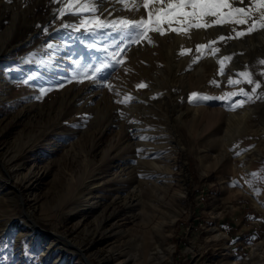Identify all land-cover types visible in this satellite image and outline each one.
<instances>
[{
    "label": "rangeland",
    "instance_id": "obj_1",
    "mask_svg": "<svg viewBox=\"0 0 264 264\" xmlns=\"http://www.w3.org/2000/svg\"><path fill=\"white\" fill-rule=\"evenodd\" d=\"M117 1L0 0V264H262L264 51L229 46L261 29L165 25L131 43L80 25L147 18Z\"/></svg>",
    "mask_w": 264,
    "mask_h": 264
},
{
    "label": "snow or ice",
    "instance_id": "obj_2",
    "mask_svg": "<svg viewBox=\"0 0 264 264\" xmlns=\"http://www.w3.org/2000/svg\"><path fill=\"white\" fill-rule=\"evenodd\" d=\"M11 2V0H9ZM125 7H128V0H120ZM135 3V0H132ZM234 3L243 4V7L236 6ZM73 4H80L79 11L81 12H92L95 13L97 6L92 3V0H68L69 11H71V6ZM143 7L147 11V18L141 16L139 19H128L121 18L119 20H113L110 23L101 20L99 16L93 15L88 19H83L80 21V25H94L95 29L102 28H112L114 31L124 33L127 38L130 39L131 43H139L141 40H150L149 33H158L163 36L166 34L165 25L167 26V31L176 34H187L190 29H206L211 28L216 25H223L225 23H232L235 25L248 24L246 31H233L236 32V38L242 37L246 34H250L257 29H264V0H143ZM133 10L139 11V5H137ZM61 15L64 14L65 9H59ZM255 14V15H254ZM92 30V29H90ZM229 36L228 39H232ZM220 40H224L225 37H219ZM216 41H210L209 44H215ZM95 47V45H92ZM52 47V45H49ZM208 47V45L200 44L197 45V50ZM218 52L219 49H214ZM120 53H113L115 58ZM183 54V52L181 53ZM225 60H231V57H224L223 60H219L218 63L221 65V74H223V63ZM195 62V61H193ZM116 63H121V61L116 60ZM264 64V60L260 61ZM110 67L108 64H101L99 67L95 68L93 78H95V73H100L104 68ZM264 74V73H262ZM239 76L245 77L247 83L255 84L252 88V93L256 92V89L260 87V84L253 81L250 73L241 72L238 73ZM241 81H233L229 79L228 83L230 85H235ZM144 84H138L136 87H145ZM109 90L112 88L109 86ZM236 93H226V96L235 95ZM241 94L250 97L249 92L241 89ZM118 95V93H117ZM193 98L199 96L198 93L193 92ZM202 99H209L207 96L200 97ZM260 98V97H257ZM133 97L126 96L123 100H117V103H127ZM217 99H223V97H217ZM243 101L239 102V105H243ZM235 107V105L233 106ZM123 115V113H121ZM255 175V174H253Z\"/></svg>",
    "mask_w": 264,
    "mask_h": 264
},
{
    "label": "bare ground",
    "instance_id": "obj_3",
    "mask_svg": "<svg viewBox=\"0 0 264 264\" xmlns=\"http://www.w3.org/2000/svg\"><path fill=\"white\" fill-rule=\"evenodd\" d=\"M108 2V1H107ZM92 3L94 4V5H96V3L97 2H95V0H92ZM110 3V2H109ZM107 5H108V3H106ZM118 4H121L120 3V1H117V2H115V3H112V6H116V5H118ZM141 4V3H140ZM100 5V4H99ZM97 6V5H96ZM103 7H105V6H103ZM117 7V6H116ZM118 7H120V6H118ZM99 9V7L97 6V10ZM108 9H109V7H108ZM120 9V8H119ZM96 10V11H97ZM100 10H101V8H100ZM99 12V11H98ZM111 13V12H110ZM115 14V13H114ZM100 16V15H99ZM247 28V27H246ZM202 30V29H201ZM206 31V30H205ZM215 31V29L214 30H210L209 31V34H211V33H213ZM199 33H200V35H199V37L200 36H202L203 34H204V32H202V31H198ZM197 32V33H198ZM198 33V34H199ZM179 37V36H178ZM184 37V36H183ZM182 37V38H183ZM210 38H211V36H209ZM245 38H247L246 40H245ZM245 38H242L239 42H235L234 44L233 43H231V45H229L231 48H232V46L233 45H235V46H237V47H240L241 45H243L242 44V42H245V44L249 47V50L248 51H252L253 49H255V48H257V45L256 44H260V47L262 48V51H264V29H261V30H259V31H257V32H255V33H253L252 35H250V37H245ZM179 40H180V38H179ZM189 42V41H188ZM177 44V43H176ZM242 47V46H241ZM233 48H234V46H233ZM245 48V47H244ZM213 49V48H212ZM228 49H230V48H228ZM236 49V48H235ZM247 49V48H246ZM237 51V50H236ZM241 51V50H240ZM247 51V50H246ZM238 53V52H237ZM247 53V52H246ZM249 54V53H248ZM263 55V54H262ZM239 56V55H238ZM241 56V55H240ZM33 57V56H32ZM28 59V58H27ZM247 59V58H246ZM32 61V60H31ZM30 61V62H31ZM34 62V61H33ZM43 62H45L44 61V59H43ZM49 63H48V65L47 66H51L52 64H53V57H50L49 58V61H48ZM36 63V62H35ZM38 63H40L39 61L37 62V64ZM36 64V65H37ZM42 65V64H41ZM39 66V65H38ZM62 66H64V65H62ZM42 67V66H41ZM66 67V66H65ZM59 68H61L60 70V74H66V73H68L69 72V70L68 69H66V68H64V67H59ZM62 68H64V69H62ZM203 68V67H202ZM70 74V73H69ZM203 74V73H202ZM181 81H183V80H181ZM185 81V80H184ZM172 87V86H171ZM3 89V88H2ZM5 89V88H4ZM4 89H3V91H1L2 93L4 92ZM0 92V93H1ZM5 94V93H4ZM3 96V95H2ZM1 98H3L4 99V97H1ZM197 110V109H196ZM196 110H194V112H196ZM215 110V109H214ZM216 111H217V109H216ZM220 112H222L221 110H220ZM219 112V113H220ZM206 113H207V111H206ZM215 113V112H214ZM202 114V113H201ZM209 114H210V112H209ZM217 114V113H216ZM194 115V114H193ZM214 115V114H213ZM196 116V115H195ZM203 116V115H202ZM216 116V115H215ZM218 116V115H217ZM247 116V115H246ZM245 117V116H244ZM243 121V120H242ZM220 121L218 120V123H219ZM215 123H217V122H215ZM236 123V122H235ZM239 123V122H238ZM240 124V123H239ZM238 125V124H237ZM207 126V125H206ZM242 126H244V125H242ZM245 127V126H244ZM243 127V128H244ZM226 132H233V131H230V129H227L226 128V130H225ZM237 131H239V130H237ZM236 131V132H237ZM145 140V139H144ZM117 141V140H116ZM233 165V164H232ZM232 168H235V165H233V167ZM127 197L126 198H124V201H125V203H127ZM216 237H219V238H225L226 237V234H222V233H220V234H218ZM45 252V251H44ZM120 264H122V262H120ZM262 264H264V260L262 261Z\"/></svg>",
    "mask_w": 264,
    "mask_h": 264
},
{
    "label": "built area",
    "instance_id": "obj_4",
    "mask_svg": "<svg viewBox=\"0 0 264 264\" xmlns=\"http://www.w3.org/2000/svg\"><path fill=\"white\" fill-rule=\"evenodd\" d=\"M202 256L203 255H199L198 256L196 253H194V255L190 258L188 264H197V263H199V261H201ZM166 264H183V263H182L181 257H171L170 259H168Z\"/></svg>",
    "mask_w": 264,
    "mask_h": 264
}]
</instances>
